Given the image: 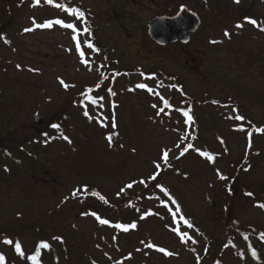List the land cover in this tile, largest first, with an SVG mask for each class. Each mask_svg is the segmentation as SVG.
Masks as SVG:
<instances>
[{
	"label": "rangeland",
	"instance_id": "obj_1",
	"mask_svg": "<svg viewBox=\"0 0 264 264\" xmlns=\"http://www.w3.org/2000/svg\"><path fill=\"white\" fill-rule=\"evenodd\" d=\"M64 1L85 11L95 37L46 0L38 5L34 0H0V253L6 264L13 262L17 240L34 252L43 231L70 235L78 243L62 247L50 242L57 243V253L67 255L63 264H196L206 246L196 228L217 241V256L227 241L224 247H231L224 253L225 264H244L231 243L244 251L247 246L232 237L234 230L227 225L237 220L242 226L264 227V208L255 204L256 197L264 201V133L255 130L250 136V125L232 117H249L264 128V31L244 19H256L264 28V0ZM183 6L201 19L191 39L165 47L154 43L148 22L175 16ZM57 18L77 23L79 35L59 25L45 29L33 23ZM238 23L244 27L236 28ZM74 36L81 40L79 49ZM89 42L100 51L89 50ZM107 60H119L116 67L125 71L113 84L117 114L109 92L103 107L90 100L82 103V92L94 83L90 80L99 63ZM139 83L153 91L136 88ZM185 95H209L235 106L225 108L226 117L213 105L194 106L197 120L188 122L178 111L188 107ZM92 96L98 99L100 90ZM85 106L93 119L83 114ZM61 110L68 119L64 133L58 134L46 124ZM38 116L44 120L41 126L35 124ZM101 116L107 117V127L97 119ZM112 125L120 130L119 138L109 142ZM187 144L193 148L173 162ZM165 148L171 149V169L178 163L179 173L165 171L163 164L154 168ZM197 148L210 152L214 162ZM244 156L247 162L241 167ZM156 171L179 207L148 186ZM233 177L241 181L237 196L230 193ZM145 185L149 189L133 202ZM86 188L96 192L84 197ZM76 189L82 190L73 195ZM106 217L109 225H101ZM36 221L40 227L34 228ZM131 223L137 227L127 232L115 227ZM8 239L13 243H5ZM161 247L166 251L160 252Z\"/></svg>",
	"mask_w": 264,
	"mask_h": 264
},
{
	"label": "trees",
	"instance_id": "obj_2",
	"mask_svg": "<svg viewBox=\"0 0 264 264\" xmlns=\"http://www.w3.org/2000/svg\"><path fill=\"white\" fill-rule=\"evenodd\" d=\"M57 3L63 4V5H66V6H71L68 3H66L64 0H53V4L52 5H56ZM72 6L74 7V5H72ZM86 17H87L88 24H89L90 23V19H89V16L87 14H86ZM0 25L2 27L1 23H0ZM90 28H91L90 35L92 37H95L94 36L95 33H94V30L91 27V25H90ZM107 59L109 60V58H107ZM118 61L119 60H110V61H108V64H106V65L102 64V63H99V67L96 69L95 75L92 76V78L90 80V81H92L94 83L92 84V86L86 87L85 90L82 92L83 93V100H82L83 104L86 103L89 100L88 96H92L95 91H99L100 90V92H101V96H99V97H103V100L101 102H99L101 104H103V102L105 100V94H106V92L108 93V89H111L112 92H114L113 91L114 90V85H113L114 82L116 81L117 77H119L121 72L125 73V71H123L122 69H119L118 67H116V65L119 63ZM113 67H115V68H113ZM126 74H128V72H126ZM107 82H109L110 85L105 88V84ZM175 85H177L176 82H175ZM89 88L92 89L91 92L88 91ZM81 89L83 90V88H81ZM109 94L111 95V99H112L111 108L113 110V114H117V111L115 110V108L117 107V102L113 100L115 98V95L113 96L110 92H109ZM185 98L186 99L184 100V102L187 103V105H188L187 108H191V110H192L191 114L193 116L196 115L194 106L202 107V106H205V105L206 106L213 105V106H215L217 108V110L219 111V114H221L220 116H223V117H226L227 114H228V113L226 114L225 108H228V106H235L233 103H230L229 101H218V100H215L213 97H211L209 95L205 96L202 99L196 98L194 96H188V95H185ZM214 101H216L217 103H214ZM181 109H184V108H181ZM244 118L245 119L241 120V122L245 121L247 124L250 125V128H249L250 136H252L251 134H252L253 131L257 130L258 128H263V126L258 125L256 122L250 121L249 117H244ZM67 119H68V116L65 115L64 111L61 110L59 112H56L54 114V116H52L47 121L46 127L51 132L55 131L58 134L59 133H64V130H65V127H66V123H67L66 122ZM114 120H115V116L113 118V123L112 124H115ZM194 120H197L195 118V116H194ZM53 124H59L60 128H58V129L57 128H53L52 127ZM112 129H114V130H113V133L110 134V135H112L113 139L116 140V139L119 138V131L120 130L115 125H112ZM183 149L181 151H183ZM250 149H251V147L248 149V153L251 152ZM5 150L7 152L10 151L9 148H7ZM181 151L175 157L173 162H177L176 160H179V158H181L183 156V155L182 156L180 155ZM185 153H184V155H185ZM5 156L6 155H4V157ZM242 159H243V163L240 164L241 167L244 165V163L247 162L246 161L247 160L246 157H245V159L244 158H242ZM171 163H172V161H170V164ZM177 165H178V163H176L175 167H173L172 169H171V165H170L169 167H165L164 170L167 171V170L170 169V171L172 170L174 173H179V170H180L181 167H179ZM240 172L241 171H239V173ZM157 180L159 181V183L161 185H163L162 181H161V174L157 177ZM240 182L241 181L239 180L238 177H233V179L231 180L229 186H230V193L232 194V196H237L239 194L238 192H239ZM155 183H156V181H153V180L150 179L149 182H148V184H149L148 186H150L151 189H154L155 187H153V185ZM148 186L145 185V189L144 190L138 191L137 194L133 196V202L134 201L136 202L140 198V195H142L145 192L146 189H149ZM157 189L160 190V188H157ZM91 191L96 192L95 190H91ZM91 191L89 190V188H86L85 192L83 193L84 197L86 196V194H90ZM169 198L172 199V201L175 200L172 195H169ZM255 199H256L255 204L259 205L260 203H264V201L261 200L262 196L258 197V198L256 197ZM133 202H132V206L129 203L132 209L135 207ZM136 209H137V207H136ZM140 215H144V214H140ZM227 217H228L229 220L233 219L231 217V215H228ZM107 218L108 217L102 218L101 220H108L109 218L108 219ZM52 219H55V218H52ZM185 219H186V217H185ZM185 221H189L192 224V227H194L192 221H190L188 219H186ZM232 221H234L236 224H233V223L228 221L229 225H227L228 227H231L234 230V234H233L232 237L236 238L237 240L242 241L247 246V250L244 251V250L240 249V247L238 246L237 242L232 240L231 244L234 246V249L237 251L238 257H240V259H244V264L247 263V260H248V263L252 262V264H264V237H262V235H261L262 233H264V227H262V228L258 227V226L257 227L256 226L250 227L248 225L242 226V225H240L239 222H237V220H232ZM37 225L39 226V221H36V224L35 225H31V226L36 228ZM101 225L108 226L109 223L108 224H101ZM41 228L43 229V227H41ZM194 228H196V227H194ZM196 229H197V233L199 235H201L204 238V240L206 241V246H205V249H204V255H202V260L198 261L196 264H206V261H208L207 259L208 258L210 259L211 257L213 258L212 259L213 260L212 264H225L226 262L224 261V258H225L224 253H225V251H226V249L228 247H231V246H227V247L225 246L224 247V245L227 243V241L226 240H225V242L223 241V243L221 245V248L219 250V254L217 256V254H216V252L214 250L215 244L217 243V241L214 238L210 237V235L208 233H203L201 231V229H198V228H196ZM55 237H61L62 240L54 239ZM55 237L53 235L50 236L48 234V232L43 231L42 236H41V241L48 242L50 244V248L49 249H41V258H40L41 259V264H63V261H66V256L67 255L65 253L61 254L62 251H60V250L57 253V249L55 247V245L57 243H59L62 247H70V246L75 247V246L78 245V243L76 241H74L72 236H70V235L69 236H65V235L57 234ZM53 240L57 241V243L54 241L55 245H52V243H50ZM21 250L24 252V256H20V254L16 252L15 247H14V258H13L12 264H33V262L30 259H28V257L30 255H32L34 252H27V251H25V249H23L22 246H21ZM253 250H255L256 255H253ZM212 252H214V254H215V255L213 254L214 256L213 255L211 256ZM93 261H94V258L91 257V262H93ZM3 264H6L5 260L3 261ZM95 264H98V263H95Z\"/></svg>",
	"mask_w": 264,
	"mask_h": 264
},
{
	"label": "snow or ice",
	"instance_id": "obj_3",
	"mask_svg": "<svg viewBox=\"0 0 264 264\" xmlns=\"http://www.w3.org/2000/svg\"><path fill=\"white\" fill-rule=\"evenodd\" d=\"M35 4H40L41 0H34ZM46 3L48 4H53V0H46ZM235 3H240V0H235ZM57 8H62L66 13H68L69 15H71L72 17L75 18V20L79 23H82L84 25L83 27V32L84 33H88L90 34L91 33V28L88 26V20H87V17L85 15V11L81 10L80 7H73V6H66V5H63V4H59L57 3L55 5ZM248 23L254 25V26H257L261 31H264V28H260V24H258L257 20L256 19H250L248 17H245L244 18ZM33 23L35 24V27L36 28H52L53 25H59L63 28H66V29H70L72 30L74 33H76L77 35H79V29L77 28V23H74V22H65L64 19H49L45 22H42V23H36L35 20L33 19ZM244 25L242 23H238L236 25V28H243ZM34 29L33 28H25L24 31L25 32H31L33 31ZM224 35L226 37H230V33L225 31ZM74 40H76V44H75V47L77 49L80 48V45H81V40L80 39H76V36L73 37ZM7 42V41H6ZM212 43H216V41H213ZM88 49L89 50H92L94 49L96 52H99L100 49L98 47H95L93 43L89 42L88 43ZM69 51H71V49H69ZM81 56L84 55V52L81 51L80 53ZM84 64L85 65H89V62L87 60L84 61ZM90 66V65H89ZM17 67L19 68L20 65H17ZM31 71H38L37 69H30ZM59 83L65 88V89H68L70 87L69 84L65 83V81L60 78L59 79ZM75 85H72V87H74ZM136 88H139V89H147L149 92H152L153 89L149 88L148 85L146 83H139L136 85ZM134 90V89H133ZM89 92L92 91L91 88L88 89ZM108 92H110L113 96L116 95L115 92H112L111 89H108ZM88 99L92 102V104H97L99 103V101H102L103 100V97H99L98 99L94 96H88ZM164 104L167 106V107H172V105L167 101V100H164L163 101ZM214 103H217L216 101H214ZM100 107H103V104H100ZM152 107L156 108L157 106L156 105H152ZM87 106H85V111H84V115L86 117H88L89 120L93 119L92 116L89 115V112L86 110ZM164 109L161 108L158 110L157 114L159 115L160 112H163ZM178 111H181L183 113V115L185 117H187V121L188 122H194V116L191 114V108H187V109H178ZM234 119H237V120H244L245 118L243 116H239V115H236L235 113L233 114V117ZM97 119L99 120V122L101 123V125L103 127H107V123H105V121L107 120V117H97ZM53 128H60V125L59 124H53L52 125ZM257 131L259 132H262L264 133V128H258ZM64 140L68 141L69 143L71 142L69 137L67 135H64L62 137ZM108 141L111 142L113 140V136L112 135H109L107 137ZM185 139H188V137H185ZM122 147V145H121ZM177 147H179V145H177ZM193 148V145L192 144H187V146L183 149V151H181L180 155H184L185 152H187L189 149H192ZM197 152L200 153L201 156H204V157H207L209 160H212L214 162V157L213 155L208 152V151H201L199 148L195 149ZM134 151V150H133ZM171 149H162L161 150V156L159 158V162H154V168L157 169V170H160L161 169V165L163 164L165 167H169L170 166V157H169V153H170ZM249 167H251V165H249ZM218 171V170H217ZM160 175V171H156L154 174H151L149 179L153 180V181H156V183L153 185V187H156V188H160L161 190V194L164 195L166 198L167 196L170 195V192L169 190L164 187L163 185H161L159 183V181L157 180V177ZM221 179H227V177L221 175L220 177ZM135 183V181L133 182ZM139 183L141 184H144L145 181L141 180L139 181ZM133 185L130 183L127 185L128 188H131ZM86 187V186H85ZM82 189H76L74 192H73V195L76 194V192H80ZM248 196H252L253 194L251 192L247 193ZM101 199H104L103 197H101ZM172 203L174 204L175 207H179L178 203H176L174 200L172 201ZM260 208H264V203H260L258 205ZM84 215H88V213H84ZM91 215H93L94 217H97V219H99V217L97 216V213L96 212H92ZM173 215H175V213H173ZM186 223H188V226L189 227H192V224L189 222V221H185ZM100 223L101 224H108L109 221L108 220H100ZM116 228H120V229H123L125 232H127L130 228L134 229L137 227V225L135 223H131V224H116L115 225ZM182 237H186L187 236V232H183L181 233ZM262 237H264V233L261 234ZM54 239H57V240H62L61 237H55ZM5 243L7 244H12L13 241L11 239H8L5 241ZM147 247L151 248V247H155V245H152V244H149L147 245ZM50 248V244L46 241H41L38 246L36 247L34 253L32 255H30L28 257V259H30L33 264H41V249H49ZM15 250L17 253L20 254V256H24V252L21 250V243L19 242V240L16 241L15 243ZM160 252H165L166 250L164 248H159L158 249ZM168 255H172L173 253L172 252H167ZM253 255H256V252L255 250H253ZM5 260V257L2 253H0V264H3V261Z\"/></svg>",
	"mask_w": 264,
	"mask_h": 264
},
{
	"label": "water",
	"instance_id": "obj_4",
	"mask_svg": "<svg viewBox=\"0 0 264 264\" xmlns=\"http://www.w3.org/2000/svg\"><path fill=\"white\" fill-rule=\"evenodd\" d=\"M200 24L201 20L198 15L183 6L175 16H161L151 19L148 24L149 35L159 45L175 42L187 43L191 34L200 27ZM43 122V117H36V125L41 126ZM211 206L213 207V202Z\"/></svg>",
	"mask_w": 264,
	"mask_h": 264
},
{
	"label": "flooded vegetation",
	"instance_id": "obj_5",
	"mask_svg": "<svg viewBox=\"0 0 264 264\" xmlns=\"http://www.w3.org/2000/svg\"><path fill=\"white\" fill-rule=\"evenodd\" d=\"M218 11H216L214 14H217ZM175 44H180V43H175ZM168 46V45H167ZM165 47V46H164Z\"/></svg>",
	"mask_w": 264,
	"mask_h": 264
}]
</instances>
